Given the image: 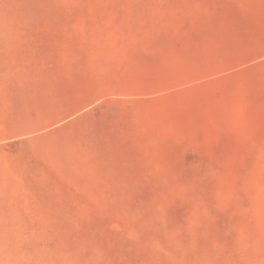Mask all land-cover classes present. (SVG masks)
I'll list each match as a JSON object with an SVG mask.
<instances>
[{"label":"rangeland","instance_id":"374dc122","mask_svg":"<svg viewBox=\"0 0 264 264\" xmlns=\"http://www.w3.org/2000/svg\"><path fill=\"white\" fill-rule=\"evenodd\" d=\"M0 264H264V0H0Z\"/></svg>","mask_w":264,"mask_h":264}]
</instances>
